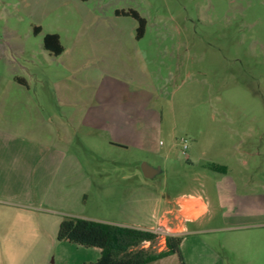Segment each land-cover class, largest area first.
Masks as SVG:
<instances>
[{"label":"rangeland","instance_id":"1","mask_svg":"<svg viewBox=\"0 0 264 264\" xmlns=\"http://www.w3.org/2000/svg\"><path fill=\"white\" fill-rule=\"evenodd\" d=\"M129 9L142 38L116 14ZM0 155V197L58 231L65 215L149 223L157 197L192 193L208 210L178 234L184 264H264V0H0ZM49 248L37 263L100 257L57 237Z\"/></svg>","mask_w":264,"mask_h":264},{"label":"crops","instance_id":"2","mask_svg":"<svg viewBox=\"0 0 264 264\" xmlns=\"http://www.w3.org/2000/svg\"><path fill=\"white\" fill-rule=\"evenodd\" d=\"M145 93H147V95L151 94L150 92ZM80 114L81 118L85 120L84 116L86 113ZM74 122H76L75 115H71L68 118V123L73 124ZM18 139H20V137H18ZM110 142L112 145L127 147V143L124 142ZM22 153V151H19V158L23 156ZM58 155L59 154L54 153L52 154V158H56ZM0 157H3V155H0ZM19 158L18 164H20ZM69 162L70 160H67L62 164L61 168H63V171H65V167L66 171H68V168H71L73 171L74 164ZM62 180L66 181L67 179L62 178ZM20 208L26 210V203H22L17 198L0 197V264H39L34 254L40 252L41 246H46L47 250L45 249V252L48 253L50 243L58 236L57 225L53 227L52 222L54 220H52L51 217L38 214L34 211L21 212L19 210ZM203 208H205V212L208 210L206 202L202 197H199L198 194L191 193L176 199V201H172L170 196L164 198L159 196L155 199L152 220L149 223H131L100 218L95 220L178 235L188 232L189 223L198 222V219L205 213L201 212L198 214V210ZM188 210L191 212L189 215L187 213ZM172 213L175 219L178 220V226H181L180 229H174L167 225V220H169L168 218ZM165 248L164 245L160 250Z\"/></svg>","mask_w":264,"mask_h":264},{"label":"trees","instance_id":"3","mask_svg":"<svg viewBox=\"0 0 264 264\" xmlns=\"http://www.w3.org/2000/svg\"><path fill=\"white\" fill-rule=\"evenodd\" d=\"M116 14L136 19L138 21L137 38L144 36L147 20L137 10H117ZM44 47L55 55L64 52V45L58 33L46 34ZM18 81L24 82L22 79H18ZM159 236V233L146 228L65 215L60 223L57 239L60 242L64 241L100 250L98 260L83 264H149L170 255H178L184 264L181 256L183 235H166V248L155 250L154 244ZM146 243H149L150 246L145 247Z\"/></svg>","mask_w":264,"mask_h":264},{"label":"water","instance_id":"4","mask_svg":"<svg viewBox=\"0 0 264 264\" xmlns=\"http://www.w3.org/2000/svg\"><path fill=\"white\" fill-rule=\"evenodd\" d=\"M161 171L160 168H155L149 165L148 163L143 164V172L146 177L153 178Z\"/></svg>","mask_w":264,"mask_h":264},{"label":"built area","instance_id":"5","mask_svg":"<svg viewBox=\"0 0 264 264\" xmlns=\"http://www.w3.org/2000/svg\"><path fill=\"white\" fill-rule=\"evenodd\" d=\"M182 145H183V151L185 152V150L188 148V142L187 139L182 138L181 139Z\"/></svg>","mask_w":264,"mask_h":264}]
</instances>
